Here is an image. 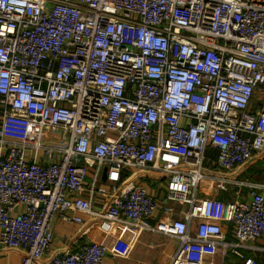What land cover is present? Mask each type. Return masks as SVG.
<instances>
[{"label": "built area", "instance_id": "obj_1", "mask_svg": "<svg viewBox=\"0 0 264 264\" xmlns=\"http://www.w3.org/2000/svg\"><path fill=\"white\" fill-rule=\"evenodd\" d=\"M263 152L264 0H0V244L21 264H105L94 240L46 259L54 219L168 235L167 264L243 257L264 175H233ZM151 173L177 216H155Z\"/></svg>", "mask_w": 264, "mask_h": 264}, {"label": "crops", "instance_id": "obj_2", "mask_svg": "<svg viewBox=\"0 0 264 264\" xmlns=\"http://www.w3.org/2000/svg\"><path fill=\"white\" fill-rule=\"evenodd\" d=\"M37 132H33L36 134ZM56 132L43 131L40 135H37L41 141L48 144H59L58 136H55ZM57 135V134H56ZM264 166V152L257 160H250L243 171L235 172L233 176L239 179H245L250 182H259L264 175L261 172L259 175H254V172ZM254 171V172H253ZM259 171V170H258ZM156 174H147L143 181L147 189L153 193L157 198L158 210L156 212L157 218H163L166 216H177L178 212L169 211L168 204L163 203V188L164 182L155 176ZM206 187V188H205ZM204 187L206 193H212L213 190L206 185ZM246 190V187L243 191ZM204 191V190H203ZM204 192H201L203 194ZM215 194L221 199L232 198V190L229 191H216ZM175 208L179 206L173 204ZM23 207L17 205L15 210H21ZM153 223L154 220L152 219ZM54 229V238L52 244L49 246L45 253V258L49 259L52 255L59 253L65 247L76 248L77 244L86 241H102L108 247V255L105 258V264H167L168 259L176 247V240L172 237L162 234L157 231L145 230L136 234L126 228H117L116 232L109 236L99 225L96 223L88 222L80 227L74 224L65 223L58 219L52 221ZM225 238L232 239L230 226L224 227ZM117 238H122L127 241L129 249L126 255L116 256L111 253L113 245ZM69 243L70 245H64ZM248 248H243V257L237 256L234 253H226L222 255L221 251L218 252L210 260L208 264H247V259H252L254 264H264V235L261 237L249 241ZM26 248L23 246L8 248L3 247L0 244V264H21L22 257Z\"/></svg>", "mask_w": 264, "mask_h": 264}, {"label": "rangeland", "instance_id": "obj_3", "mask_svg": "<svg viewBox=\"0 0 264 264\" xmlns=\"http://www.w3.org/2000/svg\"><path fill=\"white\" fill-rule=\"evenodd\" d=\"M55 136L57 137V135L55 134ZM253 161L254 160H257V158L256 159H252ZM210 166H212V164L211 163H207L206 165H205V169L208 171V169H207V167H210ZM245 167H246V165H245ZM244 167V168H245ZM244 168H242V169H244ZM241 171H243V170H241ZM254 172V171H253ZM204 181V182H203ZM202 182H203V187H205L206 185H210L211 184V182L210 181H207V180H202Z\"/></svg>", "mask_w": 264, "mask_h": 264}, {"label": "trees", "instance_id": "obj_4", "mask_svg": "<svg viewBox=\"0 0 264 264\" xmlns=\"http://www.w3.org/2000/svg\"><path fill=\"white\" fill-rule=\"evenodd\" d=\"M259 170V171H258ZM261 172L264 173V166L263 167H259L255 172H254V175H259Z\"/></svg>", "mask_w": 264, "mask_h": 264}, {"label": "water", "instance_id": "obj_5", "mask_svg": "<svg viewBox=\"0 0 264 264\" xmlns=\"http://www.w3.org/2000/svg\"><path fill=\"white\" fill-rule=\"evenodd\" d=\"M105 177H106V169H104L102 172V176H101L102 181L105 180Z\"/></svg>", "mask_w": 264, "mask_h": 264}]
</instances>
